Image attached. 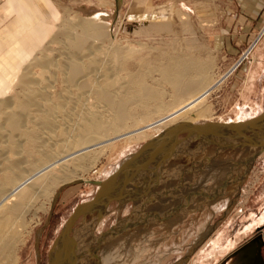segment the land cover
Here are the masks:
<instances>
[{
	"label": "rangeland",
	"instance_id": "374dc122",
	"mask_svg": "<svg viewBox=\"0 0 264 264\" xmlns=\"http://www.w3.org/2000/svg\"><path fill=\"white\" fill-rule=\"evenodd\" d=\"M51 1L55 9L61 13V18L56 21L54 27H50L40 48H37L31 57H27L26 64L35 55L41 59L38 65L45 61V56H52L58 62L63 61L64 57L59 55L63 49V42H57V39H60L66 18L74 21L79 18L95 17V21L102 22L105 35L107 34L103 40L96 39L95 43L93 42L103 52H101L103 56H99L100 64L105 69L109 65V67L114 66L113 71L117 72L114 78H121L120 84L125 83L127 72L132 71L139 76L143 75L142 77L146 79L144 81L148 80V85L155 86V83L159 84L161 81L159 69L179 58H190L202 64L201 66L206 68L209 84L225 76L221 85L204 101L211 111L210 117L198 119L194 124L220 120L232 121L236 119L237 109H243L246 114L254 115L256 111L253 112L251 109L264 105V76L254 82V87H251L248 79L257 65V48L264 40V33L261 37L264 31V17L257 16V4L256 9L247 8L245 14L240 13L244 18L240 16L238 19L239 13L231 14L227 11L226 6L230 5V0ZM142 1L149 3L142 4ZM158 25L162 29L153 30ZM44 27L47 28L48 25ZM19 48L14 50L18 53L17 57L6 55L0 61V78L6 81V87L0 91V101L10 96L13 98L19 91L13 81L15 70L25 60L23 49ZM114 55L119 56V61H126L125 67L128 71L118 68L116 70L117 61H113ZM140 63L143 65L141 66ZM33 71L38 73L39 66H35ZM161 89L169 93L167 99L168 96L171 99L170 87L162 84ZM170 99H168L169 103L173 101ZM160 115L162 113L152 117L155 119ZM151 120L152 118L139 122L137 127ZM147 133L152 135L154 131L149 130ZM145 141L148 142V139L133 142H129L126 138L117 139L109 146L110 148L103 151L99 161H96L97 164L91 165L94 154L96 153L97 156L98 152H102L99 147H95L97 152L93 151L89 155L87 161L91 162H86L88 164L86 171L85 169L80 171L81 180H70L56 185L55 188L47 191L49 193L39 194L32 204V209L23 214L18 224V250L14 264H49L52 244L76 207L91 200L98 192L100 183L114 174L126 159L147 143ZM246 148L236 147L234 150H228L229 152H218L216 147L204 144L188 157L181 159L184 160L181 163L177 160L173 161L164 171L165 173L173 171V173L159 180L158 188L153 189L152 185L139 189L135 188L136 186H129L124 188L125 191H117L112 202L104 209L106 212L104 211L99 218L90 215L79 219L75 225V232L71 235V242L74 244L70 242V246L65 245L61 262L66 259L69 264L72 257L74 260L77 257L73 264H117V262L118 264H226V261L231 263L233 258L228 259L230 255L226 256L224 262H220L221 257L251 240L264 229L263 222L246 233L242 230L247 222L259 219L264 214V150L255 157L254 164L248 166L246 163L252 149ZM245 167L248 170L250 167L247 173ZM243 175L245 178L241 182L239 179ZM229 176L238 184L233 182L231 186L224 185V180L228 181ZM155 203H157L156 208ZM84 231L86 235L87 233L90 235L85 236ZM238 235L242 236L238 239ZM75 238L80 240L79 243L87 239L85 241L87 243H81L82 246L77 245L74 242ZM218 239L215 245L213 242ZM235 239V246L222 251ZM74 245H77L76 249ZM112 246H115L114 249H111Z\"/></svg>",
	"mask_w": 264,
	"mask_h": 264
},
{
	"label": "bare ground",
	"instance_id": "6f19581e",
	"mask_svg": "<svg viewBox=\"0 0 264 264\" xmlns=\"http://www.w3.org/2000/svg\"><path fill=\"white\" fill-rule=\"evenodd\" d=\"M143 3H149V1H142ZM60 18L61 13L55 9L51 0H3L2 4L0 0V24H5L0 30V61L6 55L17 57L18 53L14 50L19 47L23 49L25 55V60L19 64L13 77L14 85L18 86L19 91H16L17 93L13 98L8 97L10 100L6 101L8 99L6 98V100L0 101V264L15 263L18 250V224L22 220L23 214L25 215L32 209V204L38 195L46 194L58 184H64L70 180H81L80 171L87 167L86 162H91L87 159L95 151V147H99L102 152H98L99 155L97 156H95L97 151L94 152V160L91 165H94L102 156L103 151L117 139L126 138L129 142L147 139L150 141L165 129H172L181 125L175 130H183L186 129L187 125L196 123L198 119L209 118L211 111L204 101L215 88L221 85L225 77L209 84L206 68L202 67V64L190 58H179L167 66L161 67L159 69L161 81L159 84L155 83V86H151L147 84L148 80L147 82L144 81L143 75L139 76L128 71V68L125 67L126 61H119V56L114 55L113 61H117V64L114 63L116 70L118 68L128 71L125 83L120 84L121 78H114L117 73L113 71L115 70L113 69L114 66L109 67V65L105 69L100 64L99 59L101 58L99 56H103L101 55L102 50L98 49L99 46L97 48L94 43L96 39L103 40L107 34L105 35L102 22L95 21V17L94 20L79 18V20L75 19L74 21H71L73 19L70 17L71 20L66 18V22L64 21L63 24L64 28L62 32L60 31V39H57V42H63L62 52L57 51L61 57H64L62 58L63 61L58 62L52 56H45V61L38 65L41 59L35 55L26 64L27 57H31L36 49L40 48V44L48 35L50 27H54ZM8 20L10 21L8 22ZM98 20L100 21V19ZM44 25H48V27L45 28ZM161 29L162 27L159 25L153 28L156 31ZM53 51L55 52V50ZM146 61L148 62V60ZM142 63L144 64V62ZM35 66H39L40 71L38 73L33 71ZM260 68L261 63L256 65V68L248 76L251 87H254ZM140 70L142 69L140 68ZM147 74L150 76V72ZM148 76L146 75V77ZM162 84H167L172 91L171 99L168 96V99L173 100L170 103L167 99L169 93L161 89ZM4 87H6V81L0 78V91ZM251 110L256 111L254 115H248L245 110L237 109L235 112L236 119L232 121L220 120L219 122L245 121L261 113L255 108ZM161 113L162 115L153 119L152 116ZM150 117L152 118L150 122L147 121V124L137 127L139 122L151 119ZM149 130H153L155 135L148 134ZM249 136L250 139H253L251 136L255 137V133H250L247 137ZM237 151L239 152V150ZM128 159L118 167L115 173ZM220 164L222 163L220 162ZM249 170L247 169V171ZM230 179L229 176L228 181L224 180V185L231 186V183H235ZM164 183L167 184V182ZM139 194L137 193V195ZM156 200L158 199L156 198ZM263 222L264 214L259 219L247 222L242 230L246 233ZM87 235L85 233V236ZM241 236L238 235V239ZM85 241L83 242L86 244ZM217 241L219 239L212 242L216 245ZM235 241L236 239L222 251L235 246ZM70 242L71 240L67 243L69 246ZM74 242L77 245L83 243H79L78 238H75ZM62 250L64 253L65 246L62 247ZM103 250L105 251V248ZM73 258L71 259L73 260ZM104 260L107 259L104 258ZM66 261L65 259L61 263L67 264L69 262Z\"/></svg>",
	"mask_w": 264,
	"mask_h": 264
},
{
	"label": "water",
	"instance_id": "95a60500",
	"mask_svg": "<svg viewBox=\"0 0 264 264\" xmlns=\"http://www.w3.org/2000/svg\"><path fill=\"white\" fill-rule=\"evenodd\" d=\"M178 127L181 125L167 129L145 143L116 173L100 183L98 192L91 200L76 207L52 244L49 264H61L62 247L71 240L75 225L81 217L93 215L99 218L107 205L112 202L114 193L125 191L129 186H136L135 188L139 189L152 185L153 189L157 188L159 180L173 173V171L164 172L173 161L188 157L201 145L209 144L216 147L218 152L234 150L236 147H250L252 150L247 162L248 166L264 150V111L258 116L240 122H207L187 125L186 129L175 130ZM250 133H255V137L251 136L253 139L247 137ZM245 175L241 176L240 181ZM242 252H247L248 264H264V229L243 244L236 255ZM74 261L76 260L73 259L71 263Z\"/></svg>",
	"mask_w": 264,
	"mask_h": 264
},
{
	"label": "crops",
	"instance_id": "0c3cea01",
	"mask_svg": "<svg viewBox=\"0 0 264 264\" xmlns=\"http://www.w3.org/2000/svg\"><path fill=\"white\" fill-rule=\"evenodd\" d=\"M230 1H231L230 5L226 6L227 11L228 13H231V14L239 13L238 19H240V16L244 18V16L240 15V13L245 14V10L247 8L256 9L255 7L256 4H257V16L261 15L264 17V0H230ZM4 25H5L4 23L0 24V30L2 29ZM259 63H261V68L259 70V74L256 80L264 76V40L262 41L261 45L257 48V66ZM256 109L258 111H261V113H263L264 105ZM243 244H241L237 248H233L230 252L225 254V256H222L220 262H224L226 256L230 255L228 259L233 258V260L229 264H248V260L246 259V257L248 256L247 252H242L236 255L237 251ZM227 262L228 261H226L225 263L227 264Z\"/></svg>",
	"mask_w": 264,
	"mask_h": 264
},
{
	"label": "built area",
	"instance_id": "2783aa9c",
	"mask_svg": "<svg viewBox=\"0 0 264 264\" xmlns=\"http://www.w3.org/2000/svg\"><path fill=\"white\" fill-rule=\"evenodd\" d=\"M263 33H264V31L262 32L261 37H262Z\"/></svg>",
	"mask_w": 264,
	"mask_h": 264
},
{
	"label": "flooded vegetation",
	"instance_id": "af4514ba",
	"mask_svg": "<svg viewBox=\"0 0 264 264\" xmlns=\"http://www.w3.org/2000/svg\"><path fill=\"white\" fill-rule=\"evenodd\" d=\"M256 236V235H255Z\"/></svg>",
	"mask_w": 264,
	"mask_h": 264
}]
</instances>
